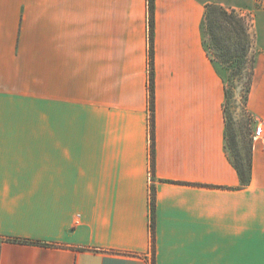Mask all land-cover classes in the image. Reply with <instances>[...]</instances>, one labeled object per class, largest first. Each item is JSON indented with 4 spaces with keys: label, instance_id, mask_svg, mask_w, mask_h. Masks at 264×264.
Returning <instances> with one entry per match:
<instances>
[{
    "label": "crops",
    "instance_id": "obj_1",
    "mask_svg": "<svg viewBox=\"0 0 264 264\" xmlns=\"http://www.w3.org/2000/svg\"><path fill=\"white\" fill-rule=\"evenodd\" d=\"M209 4L252 3L155 0L153 132L149 0H0V264H264V146L242 180Z\"/></svg>",
    "mask_w": 264,
    "mask_h": 264
},
{
    "label": "rangeland",
    "instance_id": "obj_2",
    "mask_svg": "<svg viewBox=\"0 0 264 264\" xmlns=\"http://www.w3.org/2000/svg\"><path fill=\"white\" fill-rule=\"evenodd\" d=\"M251 3V6L236 11L245 16L251 24L250 32L253 37L252 21L264 18V0H251ZM216 33L219 38L224 40L225 44H229L228 35L230 32L227 29L217 27ZM204 37L206 48L214 61L218 73L224 80L227 90L225 113L228 127V152L232 160L239 155V158L243 160L244 166L247 169L248 159L250 158L254 143L253 135L257 125L260 123L256 121L248 109V100L252 90L249 76L252 72V61L256 59L257 55L254 37L253 47L250 52L251 63L249 62L248 69L242 72L237 68L238 65L232 66L223 62L225 57L222 56V50L218 48L212 31L207 27L206 23L204 26Z\"/></svg>",
    "mask_w": 264,
    "mask_h": 264
},
{
    "label": "trees",
    "instance_id": "obj_3",
    "mask_svg": "<svg viewBox=\"0 0 264 264\" xmlns=\"http://www.w3.org/2000/svg\"><path fill=\"white\" fill-rule=\"evenodd\" d=\"M150 12H151V99H152V131L154 132L155 118V81H154V13H155V0H149ZM205 23L208 28L212 31V35L218 45V48L222 50V56L225 58L223 62L227 65H238L239 71H246L248 63H251L250 52L253 47V37L250 32L251 24L248 22L245 16L238 13L236 10H228L218 4H209L207 6L204 26ZM227 29L230 34L228 35L229 44H225L224 40L219 38L216 33V29ZM222 59V58H221ZM252 72L249 76L253 82L255 59L252 61ZM250 89V88H249ZM227 97V90H226ZM228 129V127H227ZM228 138V133H227ZM234 166L242 180H248L251 177L252 169V152L248 159L247 169L244 166L243 160L239 158V155L233 159Z\"/></svg>",
    "mask_w": 264,
    "mask_h": 264
},
{
    "label": "built area",
    "instance_id": "obj_4",
    "mask_svg": "<svg viewBox=\"0 0 264 264\" xmlns=\"http://www.w3.org/2000/svg\"><path fill=\"white\" fill-rule=\"evenodd\" d=\"M254 142H260L264 146V122H260L253 135Z\"/></svg>",
    "mask_w": 264,
    "mask_h": 264
}]
</instances>
